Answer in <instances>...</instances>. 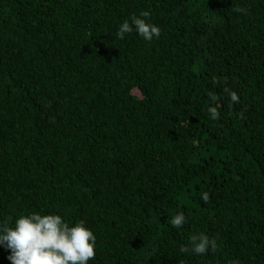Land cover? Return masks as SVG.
Returning <instances> with one entry per match:
<instances>
[{"label":"trees","instance_id":"1","mask_svg":"<svg viewBox=\"0 0 264 264\" xmlns=\"http://www.w3.org/2000/svg\"><path fill=\"white\" fill-rule=\"evenodd\" d=\"M32 213L89 264H264V0H0V221Z\"/></svg>","mask_w":264,"mask_h":264},{"label":"clouds","instance_id":"2","mask_svg":"<svg viewBox=\"0 0 264 264\" xmlns=\"http://www.w3.org/2000/svg\"><path fill=\"white\" fill-rule=\"evenodd\" d=\"M234 11L244 13L246 9L235 6ZM150 12L142 11L139 17L133 15L125 20L119 27L116 35L124 39L125 34L135 30L144 40L152 41L159 38L161 29L147 22ZM233 103L239 102L236 92L228 88L224 89ZM215 97L212 100L215 101ZM211 119L218 120L220 114L217 107H209ZM202 199L207 202L209 194L203 193ZM186 222L183 213L175 215L171 219V225L181 228ZM190 247L182 246V253L193 252L196 255H203L211 249L217 251L215 238L206 234H194L190 237ZM96 236L93 231L86 228L84 221H79L74 227L69 226L60 215H21L15 220L14 226L11 218L0 221V246L10 250L8 259L12 264H89V261L96 256ZM182 264V262H181ZM231 264H239L238 260Z\"/></svg>","mask_w":264,"mask_h":264}]
</instances>
